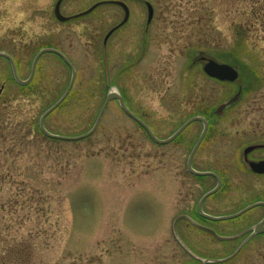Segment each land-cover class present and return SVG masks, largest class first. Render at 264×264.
I'll use <instances>...</instances> for the list:
<instances>
[{
  "label": "rangeland",
  "instance_id": "374dc122",
  "mask_svg": "<svg viewBox=\"0 0 264 264\" xmlns=\"http://www.w3.org/2000/svg\"><path fill=\"white\" fill-rule=\"evenodd\" d=\"M113 1L64 0L65 16L103 3L60 22L57 0H0V51L19 63L21 79L45 45L59 48L76 68L69 96L45 120L48 130L87 133L115 91L167 138L191 116L227 104L243 85L237 104L216 116L195 167L225 179L205 201L207 213L231 214L257 200L264 178L247 169L243 150L264 142V0H119L130 17L105 42L125 16ZM147 1L154 7L150 24ZM201 57L238 68V82L207 76ZM70 81L63 60L46 54L32 84L21 87L0 58V264H264V234L225 261L244 236L216 240L186 220L174 228L181 214L212 222L200 219L197 205L216 181L193 176L185 164L201 124L159 145L111 101L91 136H42V114ZM259 213L213 223L222 236H236Z\"/></svg>",
  "mask_w": 264,
  "mask_h": 264
},
{
  "label": "water",
  "instance_id": "95a60500",
  "mask_svg": "<svg viewBox=\"0 0 264 264\" xmlns=\"http://www.w3.org/2000/svg\"><path fill=\"white\" fill-rule=\"evenodd\" d=\"M63 1L64 0H58L56 2L54 11H55V16L57 17V19L62 21V22H65V21L70 20L73 17H67V16H64L62 14L61 5H62ZM113 2L118 4L119 6H121L124 9V11H125V17H124L123 22L121 23V25H123L129 19L130 9H129L128 5L125 2H123V1H113ZM102 3L103 2H99V3L95 4L94 6H92L91 8H89L88 10H86V11L80 13V14H77L74 17L87 15V14L91 13L94 9H96L98 6H100ZM147 7H148V22H151V20L153 19V16H154V7H153V5L150 2H147ZM115 29L116 28L112 29L109 32V34L107 35V38L115 31ZM47 53H54V54L59 55L66 62V64H68V66L70 67L71 72H72L71 81H70L69 86L66 89L65 93L62 95V97L55 104H53L48 110H46L44 112V114L42 115V117L40 119V128L44 132V134H46L48 137L53 138V139H58V140H64V141H78V140H82V139H85V138L91 136L97 130V128H98V126H99V124L101 122V119H102V117H103V115H104V113H105V111L107 109V106L109 105V103L111 101H114V100H117L119 102V105L122 108V110L126 114H128L130 117H132L135 121H137L142 127H144L145 130L148 132V134L152 137V139L155 142L159 143V144H167V143L172 142L191 123H193L195 121H201V122L204 123V128H203V130L201 132V135H200L199 139L196 142V145L194 146V148H193V150L191 152L190 160H189V163H188V169L193 174H196V175H199V176L212 175V176H214L217 179L218 184L213 190L207 192L202 197V199L200 200V202H199V213H200V215L203 216L204 218L211 219V220H216V221L229 220V219L237 218V217L243 215L244 213L248 212L249 210H251V209H253L255 207H258V206L263 204V203H260V202L253 203V204L243 208L242 210H240L237 213L230 214V215H225V216H218V217L209 215V214H207V213H205L203 211V203H204V201L209 196H211L214 193H216L221 187V179H220V177L217 174L211 173V172H198V171L194 170L193 167H192V158H193L195 152L197 151L199 145L203 141V139L206 136L207 131H208V122L203 117L196 116V117L190 118L171 137H169L167 139H163V140L162 139H158L154 135V133L152 132L150 127L144 121H142L138 116H136L128 108V106L125 103V100H124L123 96L120 93H118V92L111 91V92L108 93V95L106 97V100H105V102H104V104H103V106L101 108V111H100V113H99V115L97 117V120H96L93 128L90 131H88L87 133L79 135V136H63V135H58V134H54V133L49 132L46 129V127H45V123H44L45 119H46V117L49 114H51L54 110H56L64 102V100L67 98V96L71 92V90L73 88V85H74V82H75V79H76V76H77V72H76V69H75L74 65L68 59V57L64 53H62L61 51H59L57 49H54V48H45V49H42L36 55V57L34 58L33 63H32V68H31V74H30L29 78L27 80H22L19 77V75H18L14 59L10 55H8L6 53H3V52H0V57L7 58L10 61L11 65H12L13 74H14V77L17 80V82L19 84H21V85H28L34 78L35 71H36V66H37V63H38L40 57L42 55H44V54H47ZM201 60L204 62V65H203L204 72L211 78H214V79H217V80H220V81H224V82H235L236 80H238V78L240 76L239 71L232 65H229V64H226V63H220V62L216 61L215 59L208 58V57H202ZM236 100H237V96L234 97L228 104H231L233 101H236ZM228 104H223V105L219 106L217 108L216 112L217 113L222 112L226 108V106ZM254 148L255 147H253V146L252 147H248L246 149L245 153L247 154L249 151L253 150ZM249 166H250V168H251V170L253 172L258 173V174H264V161H260V162H252L251 161V162H249ZM201 228L203 230L209 231V232H211V233L216 235V233L213 230H211V229H209L207 227L201 226ZM252 230H254V233L263 232L264 231L263 223L257 224L256 226H254V228Z\"/></svg>",
  "mask_w": 264,
  "mask_h": 264
},
{
  "label": "flooded vegetation",
  "instance_id": "af4514ba",
  "mask_svg": "<svg viewBox=\"0 0 264 264\" xmlns=\"http://www.w3.org/2000/svg\"><path fill=\"white\" fill-rule=\"evenodd\" d=\"M126 24V23H125ZM125 24H123V25H121L119 28H121L122 26H124ZM118 28V29H119ZM117 29V30H118ZM47 46H49V45H47ZM51 47H54V48H56L57 49V47L56 46H54V45H51ZM59 49V48H58ZM0 52H2V51H0ZM4 53H6V54H9V53H7V52H4ZM2 58V57H1ZM14 58V57H13ZM2 59H5V60H7L9 63H10V61L7 59V58H2ZM201 58H199V60H200ZM14 60H15V58H14ZM200 62H202L203 63V61H201L200 60ZM15 64H16V67H17V69H18V67H19V63L18 62H16V60H15ZM18 64V65H17ZM11 65V64H10ZM37 71V70H36ZM35 77H36V74H35ZM35 77H34V79H35ZM238 82V80L237 81H235V82H233V83H237ZM226 83V82H225ZM233 83H231V84H233ZM230 84V83H229ZM244 92H246V90H245V88L243 87V85H239V87H238V91H237V100L236 101H234L233 103H231V104H229L226 108H228V107H230V106H233V105H235V104H237V102L240 100V98H241V96L244 94ZM240 93V94H239ZM235 95V96H236ZM234 96V97H235ZM226 110V109H225ZM222 112H224V110L222 111ZM222 112H220V113H216L215 111L214 112H210V113H208V114H196V115H193V116H191V117H196V116H199V117H203V118H205L206 120H207V122H208V131H207V134H206V136H205V138H204V140L202 141V143L200 144V146L198 147V149H197V151L195 152V154H194V156H193V158H192V167H193V169L194 170H196V171H198V172H211V173H215V174H217L219 177H220V179H221V187H220V189H222L223 187H224V185H225V179L223 178V176L221 175V172H219V171H211V170H209V171H204V170H199V169H197L195 166V164H196V162H195V160H196V156L198 155V153L200 152V149L202 148V146H203V144H204V141L207 139V137H208V135H209V133H210V131L212 130V127H213V125L215 124V121H216V116L218 115V116H220V114L222 113ZM137 115V114H136ZM138 116V115H137ZM139 117V116H138ZM190 117V118H191ZM139 118H141V117H139ZM142 119V118H141ZM189 119V118H188ZM143 120V119H142ZM144 121V120H143ZM136 122V121H135ZM149 127H150V129L152 130V132L154 133V135L158 138V139H167V138H169V137H167V138H160V137H158L157 135H156V132H155V130H154V128L153 127H151L146 121H144ZM185 122V121H184ZM183 122V123H184ZM182 123V124H183ZM195 123H199V124H201L202 125V129L204 128V123L203 122H201V121H195L194 123H192L188 128H186V130L183 132V133H185L193 124H195ZM141 127V126H140ZM141 128H143V127H141ZM144 129V128H143ZM202 132V131H201ZM183 133L181 134V135H183ZM148 134V133H147ZM180 135V136H181ZM148 136L150 137V135L148 134ZM179 136V137H180ZM178 137V138H179ZM151 138V137H150ZM198 138H199V136H198ZM198 138H197V140H198ZM151 140L153 141V139L151 138ZM176 140V139H175ZM174 140V141H175ZM196 140V141H197ZM174 141H172L171 143H168V144H159V145H163V146H167V145H169V144H172ZM196 141H195V143L192 145V147L190 148V151H189V154H188V156H187V159H186V167H187V170H188V163H189V160H190V155H191V152H192V150H193V148H194V146H195V144H196ZM153 142H155V141H153ZM156 143V142H155ZM158 144V143H157ZM255 147L253 150H251V151H249L247 154L245 153V151H246V149L248 148V147ZM260 162V161H264V142H255V143H250V144H247L246 145V147L244 148V150H243V162H244V164L246 165V167H247V169L251 172V174L252 175H254V176H257V177H259V178H264V174H257V173H255V172H253L252 170H251V168H250V166H249V162ZM188 172L190 173V174H192L193 176H195V177H202V178H208V177H212V178H214V180L216 181V185H217V180H216V178L214 177V176H211V175H207V176H198V175H196V174H193V173H191L189 170H188ZM215 185V186H216ZM213 189V188H212ZM219 189V190H220ZM260 193H259V195L260 196H258V199L257 200H255V201H253V202H251V203H249L248 205H251V204H253V203H258V202H260V203H263L262 205H260V206H258V207H255V208H253V209H251L250 211H248V212H246L245 214H243V215H246V214H249V213H251V212H253V211H259L260 210V213L258 214V216H257V218H256V220H254L253 219V223H250L249 224V226L246 228V230H244L243 232H242V234H238V235H236V236H228V237H226V236H222L219 232H218V229H219V227H218V224L217 223H213V222H220V221H216V220H210V219H206V218H203V217H201L200 215H199V212H198V205H197V214L201 217L200 219H202V220H204V221H207V220H210V221H212L211 222V224L209 225V226H206V225H203V223L202 222H199V221H196L195 219H193V218H190V217H188L186 214H181L180 216H179V220H186L187 221V223H188V225H190V226H192V227H194V228H198V229H201V230H203L202 228H201V226H204V227H207V228H209V229H211V230H213L214 232H216V235L215 234H213V233H211V235L213 236V238L214 239H216V240H221V241H233V240H236V239H239L241 236L243 237H245L244 238V240L242 241L243 243H242V248H244L246 245H247V243L248 242H250L253 238H255L256 236H258V235H262V234H264V231L263 232H260V233H254V230H252L253 228H254V226H256L257 224H261V223H263V226H264V188L263 189H261L260 191H259ZM206 201V200H205ZM205 203V202H204ZM248 205H246V206H248ZM246 206H244V207H242L241 209H243V208H245ZM241 209H239L238 211H236V212H234V213H237V212H239ZM203 211L205 212V213H207L206 211H205V209H204V204H203ZM234 213H231V214H234ZM207 214H209V213H207ZM211 215V214H210ZM226 215H229V214H226ZM242 215V216H243ZM215 216V215H214ZM221 216H223V215H221ZM221 222H225V221H221ZM241 237V238H242ZM242 248H241V250H242ZM240 250V251H241ZM232 254L233 253H231L229 256H232ZM233 257V256H232Z\"/></svg>",
  "mask_w": 264,
  "mask_h": 264
},
{
  "label": "trees",
  "instance_id": "16d2710c",
  "mask_svg": "<svg viewBox=\"0 0 264 264\" xmlns=\"http://www.w3.org/2000/svg\"><path fill=\"white\" fill-rule=\"evenodd\" d=\"M45 46H47V45H45ZM49 46H51V45H49ZM14 79V78H13ZM21 87H26V86H21ZM39 131H40V133H41V135L42 136H44L45 138H48L42 131H41V129L39 128ZM48 139H50V138H48ZM53 141H60V140H56V139H52ZM28 255L30 256V252L28 251ZM29 260H26V261H23V263L22 264H29V262H28Z\"/></svg>",
  "mask_w": 264,
  "mask_h": 264
}]
</instances>
